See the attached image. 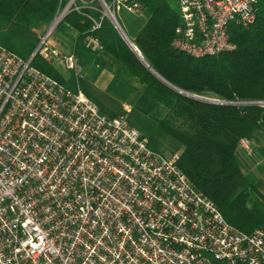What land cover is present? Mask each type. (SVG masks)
<instances>
[{
	"label": "built area",
	"instance_id": "built-area-1",
	"mask_svg": "<svg viewBox=\"0 0 264 264\" xmlns=\"http://www.w3.org/2000/svg\"><path fill=\"white\" fill-rule=\"evenodd\" d=\"M63 2L27 59L0 45V264H264V224L230 225L181 170L180 151L161 155L125 114H106L31 65L38 54L81 72L73 52L51 43L81 8ZM255 2L177 0L172 47L194 58L234 50L230 29L254 23ZM120 7L139 5H104ZM84 45L102 49L91 33Z\"/></svg>",
	"mask_w": 264,
	"mask_h": 264
},
{
	"label": "trees",
	"instance_id": "trees-1",
	"mask_svg": "<svg viewBox=\"0 0 264 264\" xmlns=\"http://www.w3.org/2000/svg\"><path fill=\"white\" fill-rule=\"evenodd\" d=\"M136 2L146 21L131 41L143 59L178 89L210 93L227 103L205 102L163 83L107 18L92 30L91 9L72 11L61 22L63 31L72 27L77 32L72 52L78 60L112 73L107 92L113 96L129 101L143 94L164 107V115L156 118L158 128L181 144V170L230 225L251 233L264 224V196L255 177L242 170L236 150L242 140L250 143L257 131H264V107L237 102L264 99V0L254 4L253 24L231 27L234 50L199 58L171 45L180 24L177 0ZM59 5L60 0H0V45L27 59L39 41L38 30L50 23ZM89 33L101 40L99 52L85 47ZM31 65L64 83L55 66L40 55L33 56Z\"/></svg>",
	"mask_w": 264,
	"mask_h": 264
},
{
	"label": "rangeland",
	"instance_id": "rangeland-1",
	"mask_svg": "<svg viewBox=\"0 0 264 264\" xmlns=\"http://www.w3.org/2000/svg\"><path fill=\"white\" fill-rule=\"evenodd\" d=\"M67 1L68 0H65L62 5L64 6ZM73 2L77 6H81L79 10H75L78 13H82L84 9H91L94 11V13H90L94 25H100L103 17L107 18L113 24L111 16L115 17L128 38L130 37L129 29L131 31L139 29L146 19L145 13L143 14L141 12L143 10L141 5L133 12L120 7L113 14L110 8L108 9L109 12H105L106 8H104V5L108 7L111 4V0H103V2H101V0H73ZM145 12H148V10L146 9ZM51 22L52 20L50 23ZM61 22L62 20L56 25L51 34V43L52 45L54 43H60V48L63 53H72L71 42H69L71 41L70 36L68 34H65L66 36H61L66 31L62 30L63 24L61 25ZM50 23L38 30V38L47 31ZM129 39L132 40L131 38ZM52 64L64 79V84L68 89H80L106 114L112 116L121 113L125 114L128 124L138 130L142 136L146 137L149 140L150 147L156 152L164 156H171L175 152L181 151V144L158 128L156 118L159 117L162 110H164L162 105L155 103L143 94H139L128 101V103H125L104 91L99 83H93L90 79L86 78L84 76L85 73L88 74V76H93L90 70L84 69L76 74L74 70L67 69L56 63ZM200 96L223 101L210 93H204ZM237 103L243 104L241 102ZM238 147L239 149L236 150V153L242 163V170L255 177L258 189L264 196V131H257L250 143L245 141L239 144Z\"/></svg>",
	"mask_w": 264,
	"mask_h": 264
},
{
	"label": "crops",
	"instance_id": "crops-1",
	"mask_svg": "<svg viewBox=\"0 0 264 264\" xmlns=\"http://www.w3.org/2000/svg\"><path fill=\"white\" fill-rule=\"evenodd\" d=\"M142 12V11H141ZM143 14H144V12H142ZM141 13V14H142ZM145 15V17H146V14H144ZM145 21H146V19H145ZM145 21H144V23H145ZM143 23V24H144ZM142 24V25H143ZM142 27V26H141ZM140 27V28H141ZM139 28V29H140ZM139 29H137V30H130L129 29V38H131V39H133L135 36H136V34H137V32L139 31ZM65 34H68L69 36H70V38H71V41H69V42H71L70 44H71V49H72V43H73V41H74V39H75V37H76V35H77V32H76V30L74 29V28H72V27H69L65 32H64V34H62L61 36H66ZM54 46H55V48H57L59 51H61V52H63L62 51V49L60 48V46H61V44L60 43H54L53 44ZM64 48V47H63ZM65 53H67V52H65ZM78 60V59H77ZM78 63L80 64V66H81V71L82 70H90L92 73H93V76L91 77V76H88V74H86L85 73V77L86 78H88V79H90L93 83H99L100 84V86H101V88L104 90V91H106L107 92V87H108V85L110 84V82L112 81V77H113V75H112V73L108 70V69H106V68H101V67H99V65H97V64H93L92 62L91 63H86L85 61H83V60H78ZM92 68H93V71H92ZM96 68H98V69H96ZM108 93V92H107ZM110 94V93H109ZM110 95H112V94H110ZM113 96V95H112ZM115 97V96H114ZM117 98V97H116ZM134 97H132L131 99H129V101L130 100H132ZM119 99V98H118ZM119 100H121V99H119ZM121 101H123V100H121ZM123 102H125V103H128V101H123ZM164 112H165V109L164 110H162V113L159 115V117H161V116H163L164 115ZM239 149V147L237 148V150Z\"/></svg>",
	"mask_w": 264,
	"mask_h": 264
},
{
	"label": "water",
	"instance_id": "water-1",
	"mask_svg": "<svg viewBox=\"0 0 264 264\" xmlns=\"http://www.w3.org/2000/svg\"><path fill=\"white\" fill-rule=\"evenodd\" d=\"M112 22L114 24V27L116 28V30L118 31V33L120 34V36L123 38V40L126 42V44L135 52V54L138 56V58L141 60V62L144 64V66L154 75L156 76L159 80H161L163 83H165L166 85L170 86L171 88H173L174 90H177L178 92L205 101V102H209V103H227L225 101H220L217 99H211V98H207V97H203L197 94H192L186 91H183L181 89H178L177 87L171 85L169 82H167L163 77H161L142 57L140 51L137 49V47L134 45V43L127 37V35L125 34V32L123 31V29L121 28V26L119 25V23L117 22V20L111 16Z\"/></svg>",
	"mask_w": 264,
	"mask_h": 264
}]
</instances>
